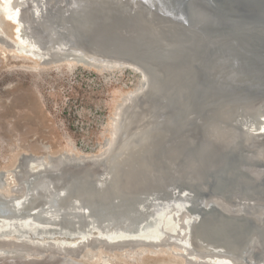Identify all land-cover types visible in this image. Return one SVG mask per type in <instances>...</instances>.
<instances>
[{"label": "bare ground", "instance_id": "6f19581e", "mask_svg": "<svg viewBox=\"0 0 264 264\" xmlns=\"http://www.w3.org/2000/svg\"><path fill=\"white\" fill-rule=\"evenodd\" d=\"M159 11L190 39L164 32ZM0 17L11 30L0 42L24 59L138 75L100 153L28 155L9 193L0 178V240L10 241L0 264H84L71 254L131 241L170 244L177 260L158 264H264V213H244L264 207V144L239 148L264 135V82L219 71L223 47L195 40V11L182 19L162 0H0ZM209 18L226 36L264 37L262 24ZM69 154L73 162L62 163ZM226 160L234 162L221 181ZM224 222H253L259 260H242L249 249Z\"/></svg>", "mask_w": 264, "mask_h": 264}, {"label": "rangeland", "instance_id": "374dc122", "mask_svg": "<svg viewBox=\"0 0 264 264\" xmlns=\"http://www.w3.org/2000/svg\"><path fill=\"white\" fill-rule=\"evenodd\" d=\"M0 28V38H10L11 30L2 17ZM137 82L138 75L129 70L120 74L62 62L55 65L34 63L0 42V178L5 184L3 192L9 193L11 186L22 182L23 154L47 157L70 148L77 154L75 157L100 153L107 141L115 105ZM67 157L74 158L70 154ZM2 172L7 173L4 178ZM168 248L112 253L101 247L94 251L96 248L89 245L78 250H87L82 254V261L71 257L84 264H158L177 260L171 254L169 257L173 248L170 251Z\"/></svg>", "mask_w": 264, "mask_h": 264}, {"label": "water", "instance_id": "95a60500", "mask_svg": "<svg viewBox=\"0 0 264 264\" xmlns=\"http://www.w3.org/2000/svg\"><path fill=\"white\" fill-rule=\"evenodd\" d=\"M138 1V0H137ZM167 4L169 10L174 12L176 15L182 17L184 19L186 15L190 12L197 13L200 19V28L195 29V40H202V43H207L210 39L214 38V41L220 43L221 45H217L218 43H214V45L210 46L212 49H220L222 46L223 56H226V60L222 61L219 65V71L224 70V68H228L235 75L234 78L245 76L246 82L249 80H257L259 82H264V37H255V36H226L224 33L228 32V28L225 26H220L218 23H214L213 19L209 18L210 14H216L220 16V18L234 19L240 20L243 22H255L258 24L264 25V0H162ZM155 16L157 19H166L168 21L160 20V25H162V30L164 32H171V34L177 35L184 33L182 39L188 41L190 39V34L186 32V26L182 24L179 20H173L169 15H164L162 12H156ZM163 25H170V28H164ZM173 27V28H172ZM223 30V32H220ZM177 31V32H176ZM187 37V38H186ZM237 45L236 48H234ZM207 48L204 47L203 51H208ZM195 49V48H194ZM200 50V49H199ZM61 58H57L55 60L56 63L60 62ZM43 63V62H42ZM48 62L44 63L47 64ZM228 80V79H226ZM230 85H234L232 79L228 81ZM246 83H241L239 86L241 89L245 88ZM264 109V108H263ZM243 119V118H242ZM244 121V120H243ZM244 124V123H242ZM264 135L259 136L258 138H253V140L248 144H240V151L246 153L248 150L247 147H250L256 143H263ZM28 155L22 156V161H24ZM58 159H54L52 162L56 163ZM73 162V158L63 157L62 163L68 164ZM234 160L225 161V171L218 172L216 175L218 179H224L226 171L230 170L233 166ZM77 163V162H74ZM80 163H83L80 161ZM224 170V169H223ZM243 174V172H241ZM6 172H2L1 176L4 178L6 176ZM264 174V173H263ZM244 175V174H243ZM245 176V175H244ZM246 177V176H245ZM259 180L262 182V186L264 188V176L260 177ZM229 184V182H228ZM226 187V186H225ZM218 215L224 218L223 212L218 210ZM245 214L256 215L259 213H264V207H259L258 209H248L244 211ZM227 223V222H224ZM150 228L155 226L154 221H149L148 225ZM228 230L234 236H238L241 242H245L246 247L249 249L248 254L243 261H247L245 259L254 258L256 260L260 259V256L255 255V248L257 245L258 239L254 238L253 232V222L246 224L244 229H238L232 226V224L227 223ZM97 238V237H95ZM8 240H0V245L9 244ZM12 243L15 245L14 241ZM170 245V244H168ZM168 245H164L161 241H131L128 246L113 243H107L105 246V250L108 252L120 251L124 252L130 250L131 252H137L138 250H153L159 251L160 248H165ZM149 248V249H148ZM190 251L191 249L188 248ZM98 251V250H94ZM85 251H79L77 253H72L71 255L77 257L78 259H82V254ZM182 258H187L194 262V259L188 257L187 255H181ZM198 264V263H197Z\"/></svg>", "mask_w": 264, "mask_h": 264}]
</instances>
